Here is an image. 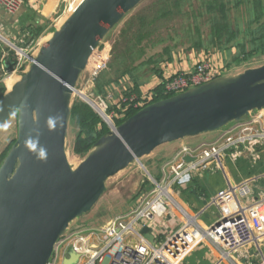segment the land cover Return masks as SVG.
<instances>
[{
  "label": "water",
  "instance_id": "water-1",
  "mask_svg": "<svg viewBox=\"0 0 264 264\" xmlns=\"http://www.w3.org/2000/svg\"><path fill=\"white\" fill-rule=\"evenodd\" d=\"M141 1L82 0L0 98V128L13 115L18 125L0 164V264H48L110 177L163 144L217 131L264 109L262 64L156 100L120 124L106 120L109 131L72 165L66 151L72 96L89 100L77 90L79 77L104 37ZM229 218L220 215L212 227ZM141 232L154 241L150 226ZM69 254L65 264L76 263L80 254Z\"/></svg>",
  "mask_w": 264,
  "mask_h": 264
},
{
  "label": "built area",
  "instance_id": "built-area-1",
  "mask_svg": "<svg viewBox=\"0 0 264 264\" xmlns=\"http://www.w3.org/2000/svg\"><path fill=\"white\" fill-rule=\"evenodd\" d=\"M24 4L25 0H0V6L10 14L17 13ZM27 33L30 38L31 33L26 31L24 34ZM25 38L26 35L15 41L5 39L9 47L2 51L0 57V83L6 85L8 77L17 75L20 78L28 71L40 47V40L35 43V38ZM97 52L95 64L87 79L90 84L109 66V48L105 47L102 52ZM91 60L90 58L88 64ZM229 74L226 67H219L209 59L197 61L189 70L177 71L164 77L160 83L162 87L159 95L162 98L169 97ZM111 94L109 91L96 99L88 98L89 104L104 121L114 124L116 118L126 116L130 107L139 110L156 101L158 95L153 90L142 88L140 93L131 92L130 95L125 92L117 97ZM228 125L229 128L215 142L197 146L183 144L172 158L162 163L159 177L148 174L145 188L128 213L117 216L100 227H83L69 234L67 231L55 245L48 264H60L65 250H74L80 254L76 264H183L193 248L205 241L211 242L221 259L229 264H242L237 261L239 250L255 242L258 251L254 250L255 252L247 255L244 264H264L263 241L255 240L259 236L244 209L239 206L235 211L226 213L230 218L221 221L215 228L212 223L205 227L199 222L198 215L186 210L173 194L175 189L189 186L195 173L223 167L227 156L231 160H237L248 153L253 163L261 160L259 146L264 143V109L251 113L243 121ZM187 158L191 160L188 161ZM237 194L240 199H246L253 194L252 187L242 184L238 187ZM219 195L223 196L225 193L222 191ZM260 197L258 202L264 203V192ZM172 205L181 212L183 223L159 242L156 236L154 241L149 240L141 230L154 222L155 217L166 216ZM94 233L102 234V239L91 250L84 246L88 242L85 235Z\"/></svg>",
  "mask_w": 264,
  "mask_h": 264
},
{
  "label": "rangeland",
  "instance_id": "rangeland-1",
  "mask_svg": "<svg viewBox=\"0 0 264 264\" xmlns=\"http://www.w3.org/2000/svg\"><path fill=\"white\" fill-rule=\"evenodd\" d=\"M75 1H78L77 3L79 4L82 0L57 1L58 5L56 11L53 13L52 16H50V19L47 23L40 26H43V28L41 29L40 33L35 36V43L40 40L41 46L51 37L52 33L56 29L61 27L62 24L60 25L59 21H61L62 19L66 20V18L70 15L68 14L69 7ZM209 1L210 0H180V5L176 8V6H174L173 0H168V3H170L169 5L175 7V13L152 24V19L156 16L158 10L163 6V3L166 4V1L142 0L134 9H132L124 17L123 20H121L120 23H118L113 29L109 31V33L104 37V39L100 43V47L94 51V53H96H92L90 57L92 58L90 64L87 65L86 69L81 73L79 77L77 83V90L83 92L90 99H96L97 96H104L103 94L105 93L106 95L109 91L117 97L120 94H123L125 91H128L127 89L131 88L129 86V79L130 81L132 80L129 75H113L114 73L112 70L109 69V67L103 70L97 77V80L98 78H101L102 80L111 78V83L110 85H107V90H105L104 93L99 94L96 92H90V95H87V93L89 92V86H87L86 79L90 77L91 67L95 64L94 61L97 57L98 50L102 52L105 47L109 48L110 56L108 63H110L111 60L114 59L116 51L123 49L124 41L121 31L126 21H128L132 17H136L137 22H141V16L144 18L143 25L136 23L134 28L129 32L132 34H138L140 31L141 35L146 34V37L141 43L142 46H146L147 48L146 55L142 58V60L147 59L148 57L156 58L160 53H162V50L166 45L172 47V52H175L176 50L182 48L190 49L191 47L195 50H205L206 52H208L205 48L198 49L196 46L193 45V43L195 41H198L199 37L204 42H207V44L211 39L212 26L214 25L216 20L214 19V10H209ZM223 1H225L228 5V8H230V17L235 19L237 22V25L235 24V36L237 37L231 39L230 41L222 40V42H220L219 44L220 48L215 46L210 47L209 51H212L213 53H225V55H227L228 61H230V59H232L234 56L241 54L239 45L242 42H246L245 33L239 35L238 33L240 32V29L243 31L245 29H249L247 28L249 23L248 17L245 13V4L250 3L252 0ZM141 26H144V29L141 28L140 30ZM259 26L258 24L254 25L253 29L251 30L258 31ZM19 31L20 32L18 33L17 38L15 40H18L19 38L23 37V35H26L25 40L29 38L28 33L24 34L26 33L25 30ZM146 31L148 32V34L145 33ZM0 34L3 36L4 39H7L5 34ZM33 38L34 36H31L29 39L31 40ZM4 39H1L0 37V44L5 49H7V47H9V44H7L6 40ZM10 40L15 41L12 39ZM16 43L18 42L16 41ZM223 47L225 48V51H223ZM36 52H38V49ZM196 62L194 63V65L196 64ZM262 64H264V55L255 54L248 60H244L241 63L235 64L230 68H228L227 66L225 67L227 68V71H229V73L232 75L240 73L248 67H257ZM148 66L149 65L143 66L140 70H137L135 72H139V79L148 81L151 78L153 73L152 71H150L151 68ZM15 80L16 79H14V81ZM9 81H11V79ZM16 81H18V79ZM11 83L13 82L11 81ZM2 84L5 85V83H0V86ZM5 87L6 90H8L6 85ZM97 88L98 87L96 86V89ZM78 99L83 100L86 103H88L89 101L84 99L80 95V93L75 92L72 96V103ZM76 129V125L74 123L72 124V122H69L68 134L66 139V151L70 163L74 166H77L84 158L73 153L72 147L76 136ZM17 134V117L16 115H13L0 128V155L3 153V151H5V149L9 145H11L12 141L17 139ZM186 139L190 142L193 141L192 137ZM169 144L170 143L161 145L160 147L156 148L150 155L142 157L140 161H135L134 163L130 164L126 169L110 177L107 180L105 192L102 194L99 201L95 204L92 210L84 214L83 216L75 219L72 224H74V226L81 225L85 228H96L116 218L117 216L128 213L131 209H133L136 205L138 196L147 184L148 171L151 172L150 168H154L156 166L158 159H160V152L163 151L167 147L166 145ZM182 206L186 207V205H184L183 203ZM172 209L177 213V215L182 216L181 212L177 209V207L172 205ZM186 210L192 213V208L186 207ZM85 245H87V243Z\"/></svg>",
  "mask_w": 264,
  "mask_h": 264
},
{
  "label": "crops",
  "instance_id": "crops-1",
  "mask_svg": "<svg viewBox=\"0 0 264 264\" xmlns=\"http://www.w3.org/2000/svg\"><path fill=\"white\" fill-rule=\"evenodd\" d=\"M57 1L58 0H25L24 6L15 14L8 13L0 6V33L5 34L8 40H15L20 32L19 30H26L24 28L30 23L37 22L39 25H44L56 11L58 5ZM4 49L5 48L0 44V57ZM204 59H209L219 67H225L228 63L225 53L206 52L205 50H195L192 47L190 49H178L172 52L171 59H164L159 62V74H153L148 81H145L142 86H140V88H142V90H153L162 82L164 77L172 75L177 71L189 70L196 61ZM96 80L97 78L91 84L89 81L86 82L87 86H89V92L87 94L95 92ZM129 86L131 87L130 89L133 88V83L130 79ZM104 89L107 90V86H105ZM103 95H105V93ZM229 126L230 125L217 131L194 136L191 142L184 139L180 140V142L177 141L166 145L167 147L160 152V159H158L156 166L150 168L151 172L148 171V174L159 177L162 163L172 158L183 144L197 146L202 143L215 142L219 140ZM259 150L261 151V160L256 163H253L248 153L239 157L237 160H231V158L227 156L224 159L223 167L218 169H206L195 173L194 180L189 186L175 189L173 194L176 200L179 203L182 202L187 208H192V213L198 215L199 222L205 227L210 226L215 219L222 215V213H231L240 206L245 210V214L249 217L256 229L257 236L260 237H256L255 240H262V245L264 246V235H261L264 234L262 229L264 228V203L258 202L261 199V193L264 192V143L259 146ZM242 184L250 185L253 190V194L246 199H240L237 194V189ZM222 191L225 193L223 196L219 195ZM183 221V216L177 215V213L171 209L166 216L155 217L154 222L149 223V226L152 229L151 233L156 236L159 242V240L163 239L169 232L178 228ZM70 226L68 234L76 231V229L83 228L81 225L74 226V224H72ZM85 238L88 239V242L87 245L84 246L93 250L92 247L100 243L102 234H89L85 235ZM254 250L258 251V245L255 242L241 248L237 255V261L242 263L247 255L255 252ZM70 251L71 250H65L64 254L62 253L60 264H65V260L70 257ZM183 264L229 263L221 259L217 249L211 242L205 241L193 248L184 259Z\"/></svg>",
  "mask_w": 264,
  "mask_h": 264
},
{
  "label": "trees",
  "instance_id": "trees-1",
  "mask_svg": "<svg viewBox=\"0 0 264 264\" xmlns=\"http://www.w3.org/2000/svg\"><path fill=\"white\" fill-rule=\"evenodd\" d=\"M166 4L163 3V6L158 10L156 16L152 19V24L156 21L164 19L175 12V7L169 5L168 0H165ZM174 6L179 7L180 0H173ZM243 3V2H241ZM209 10H214L215 15L214 19L216 22L212 26V36L207 44L202 39H198L193 43L198 49L205 48L209 51L210 47H219L220 42L222 40L230 41L231 39L237 37L235 36L236 30V20L230 17V8L223 0H210L209 1ZM245 13L248 17V27L249 29H245L244 31L240 29L239 34L245 33L246 42H242L239 47L241 50V54L234 56L227 63V67L230 68L235 64H239L244 60H248L253 57L255 54L264 55V0H252L250 3L245 4ZM243 17V16H242ZM143 17L141 16V22L136 21V17H132L124 24V27L121 31L124 46L122 50H117L114 59L109 63V69L113 71V75H129L132 83L134 84L132 89H127L125 91L126 95H130L131 92L140 93V86L145 82L144 80L139 79V72L135 73L137 70H140L143 66H147L151 68L153 74H159L158 64L161 60L171 59L172 58V47L164 46L162 53H160L156 58L148 57L147 59L142 60V58L146 55V46H142V41L146 37V34L141 35L140 31L138 34L129 33L136 23L140 25L144 24ZM236 24V25H235ZM258 24V31L251 30L253 26ZM37 22L30 23L24 29L25 31H29L32 37L37 36L41 29ZM144 29V26L140 27V30ZM145 33L148 34L146 31ZM153 45V44H151ZM150 45V46H151ZM220 48V47H219ZM225 51V48H222ZM111 78L102 80L98 78L97 80V89L96 93H104V87L110 85ZM161 84L153 89V91L158 94L156 96V100L160 98V90ZM6 91V87L4 84L0 86V98ZM159 96V97H158ZM166 98V97H164ZM138 109L130 107L126 111V116L122 118H116L115 123L120 124L129 116L136 113ZM70 122L74 123L77 127L76 136L73 142V153L82 157H85L90 150L94 147L95 143L98 139L106 134L110 127L104 121V119L85 101L83 100H75L72 103L71 107V117ZM16 140L12 141L11 145H9L5 151L0 155V164L3 158L6 156L10 147L14 144Z\"/></svg>",
  "mask_w": 264,
  "mask_h": 264
},
{
  "label": "bare ground",
  "instance_id": "bare-ground-1",
  "mask_svg": "<svg viewBox=\"0 0 264 264\" xmlns=\"http://www.w3.org/2000/svg\"><path fill=\"white\" fill-rule=\"evenodd\" d=\"M81 1V0H80ZM78 2V1H77ZM76 1L75 2H73L72 4H71V6L69 7V13L68 14H71L73 11H74V9L76 8V6L78 5V3H77ZM65 20L64 19H62L61 21H59L60 23V25L61 24H63V22H64ZM62 26V25H61ZM0 37H1V35H0ZM48 39V38H47ZM44 40H45V38H44ZM94 53V52H93ZM92 59V58H91ZM10 79H19V77L17 76V75H12V76H10V77H8L7 78V80H6V85H7V88H8V90H10L11 88H12V86L16 83V81H14V80H11L13 83H11V81H10V84H8V81L10 80ZM81 93H83V92H81ZM84 94V93H83Z\"/></svg>",
  "mask_w": 264,
  "mask_h": 264
}]
</instances>
